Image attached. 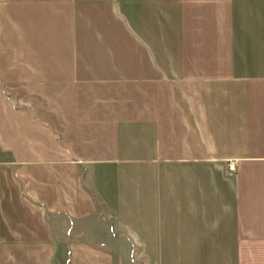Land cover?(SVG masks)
Here are the masks:
<instances>
[{
  "label": "crops",
  "instance_id": "0c3cea01",
  "mask_svg": "<svg viewBox=\"0 0 264 264\" xmlns=\"http://www.w3.org/2000/svg\"><path fill=\"white\" fill-rule=\"evenodd\" d=\"M123 248L264 264V0H0V264Z\"/></svg>",
  "mask_w": 264,
  "mask_h": 264
},
{
  "label": "rangeland",
  "instance_id": "374dc122",
  "mask_svg": "<svg viewBox=\"0 0 264 264\" xmlns=\"http://www.w3.org/2000/svg\"><path fill=\"white\" fill-rule=\"evenodd\" d=\"M123 243H126V242L122 241L121 244L124 245ZM123 251H124L123 254L118 255L120 262L122 264H145L146 263V260L143 257V255H139L136 252V250L131 251V249L129 248L127 254H125V248H123ZM179 255L180 254H173L172 255L173 263L176 264L179 261L184 260V258L180 257ZM219 259H220V261H222L221 255H219V254L210 255V254L202 253V254L197 255L196 260L198 263H201V264H212L214 262L217 263V261H219Z\"/></svg>",
  "mask_w": 264,
  "mask_h": 264
},
{
  "label": "built area",
  "instance_id": "2783aa9c",
  "mask_svg": "<svg viewBox=\"0 0 264 264\" xmlns=\"http://www.w3.org/2000/svg\"><path fill=\"white\" fill-rule=\"evenodd\" d=\"M227 170H228L229 172H232V171L234 170V164H233V163H228V165H227Z\"/></svg>",
  "mask_w": 264,
  "mask_h": 264
}]
</instances>
